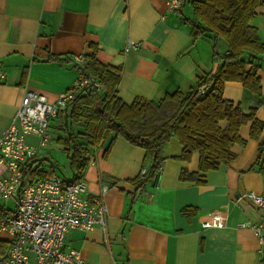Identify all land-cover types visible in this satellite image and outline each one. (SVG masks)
Returning a JSON list of instances; mask_svg holds the SVG:
<instances>
[{
  "label": "crops",
  "instance_id": "1",
  "mask_svg": "<svg viewBox=\"0 0 264 264\" xmlns=\"http://www.w3.org/2000/svg\"><path fill=\"white\" fill-rule=\"evenodd\" d=\"M191 1L183 0L180 9L169 11L165 0H0V133L26 88L54 100L79 74L73 55L91 54L94 47L98 60L121 68L117 94L126 103L140 97L157 101L175 90L187 92L200 76L216 70L213 43L220 57L227 51L225 41H215L210 31L194 37L199 19ZM249 24L264 40V5L256 8ZM129 41L138 46L126 49ZM259 57L260 92L226 81L222 93L245 113L255 108V116L264 122V57ZM57 125L58 117L49 127L53 141L55 131L64 135ZM249 129L250 122L240 126L245 142L232 145V160L202 172V184L180 178L183 168L198 171L199 153L180 157L182 145L175 136L163 146L154 179L138 189L132 179L140 174L144 148L122 136L106 158V143L90 148L82 180L89 195L99 193L102 185L108 187L103 194L106 230L72 229L66 247L79 250L89 264H264V247L258 250L250 227L264 212L245 196L248 190L264 191V172L258 164L264 128L258 138L250 137ZM26 140L38 142L33 135ZM54 150L67 155L54 141L40 148L34 159V166L46 175L57 173L58 166L45 160L59 165ZM64 174L72 175V170ZM9 199L15 202L14 197L3 200ZM12 208L3 203L0 215ZM216 217L221 225L204 226ZM10 238L6 233L0 236V264ZM28 264H35L33 254Z\"/></svg>",
  "mask_w": 264,
  "mask_h": 264
},
{
  "label": "trees",
  "instance_id": "2",
  "mask_svg": "<svg viewBox=\"0 0 264 264\" xmlns=\"http://www.w3.org/2000/svg\"><path fill=\"white\" fill-rule=\"evenodd\" d=\"M191 4L195 18L199 19L194 37L210 31L215 41L218 37L225 41L227 51L220 57L216 42L213 43L216 70L200 76L187 92L175 90L157 101L140 97L126 103L117 94L121 68L98 60L96 47L91 54H84L86 62L82 66L75 64L79 72L96 78L102 90L79 89L58 113L57 126L64 135L56 141L67 154L72 170L69 178L82 179L90 148L106 143L102 154L106 158L116 138L122 136L145 150L146 172L132 179L136 189L142 188L156 176L163 161V146L175 136L182 145L180 157L188 159L193 151L199 153L198 171L183 168L180 178L202 184V172L232 160V145L245 142L239 135L241 125L250 122L252 138L261 134L264 122L255 116V108L245 113L239 103L224 98L222 92L226 81H239L253 92L261 91L256 71L259 54L264 53V40L249 21L264 0H192ZM203 86L206 90L201 92ZM74 126H81L82 130L75 131ZM259 148V170L264 172V142ZM45 160L51 167L58 166L48 158ZM38 167L33 159L23 168L24 184L46 175Z\"/></svg>",
  "mask_w": 264,
  "mask_h": 264
},
{
  "label": "built area",
  "instance_id": "3",
  "mask_svg": "<svg viewBox=\"0 0 264 264\" xmlns=\"http://www.w3.org/2000/svg\"><path fill=\"white\" fill-rule=\"evenodd\" d=\"M183 0H165L166 9L178 10ZM164 16L161 15V18ZM137 43L128 42L126 49L136 48ZM264 57V53H262ZM73 61L82 66L84 54H74ZM0 76L2 71L0 69ZM83 87L102 90L99 81L79 72L73 83L60 92L54 100L26 88L9 124L0 133V199L15 198V206L0 215V236L10 235L8 247L1 264H28L30 254L35 264H89L80 251L65 245L67 233L72 229L89 230L99 227L105 233L108 209L103 194L89 195L82 179L49 173L24 184L23 168L38 155L40 148L49 145L52 134L51 122L58 117L74 94ZM206 86L201 87L204 92ZM38 138L30 143L26 136ZM93 162L91 159L88 161ZM50 169V167H49ZM143 165L140 174L146 172ZM248 201L264 212V191L248 190ZM218 217L204 226H219ZM261 252L264 247V216L250 225Z\"/></svg>",
  "mask_w": 264,
  "mask_h": 264
},
{
  "label": "rangeland",
  "instance_id": "4",
  "mask_svg": "<svg viewBox=\"0 0 264 264\" xmlns=\"http://www.w3.org/2000/svg\"><path fill=\"white\" fill-rule=\"evenodd\" d=\"M53 135H55L54 141H56V138L58 137L59 134L56 133V131H55V133H53ZM54 141L52 140V142H54ZM53 149H55V147H53ZM54 151H56V156L55 155L53 156L54 160H60V161H58L60 166L58 165V167L56 169V172H57L56 174L60 175V176H63V175H65L64 172H68V170H71L70 167H69L68 157H67V155L66 156L65 155L61 156V153H62L61 151H58V150H54ZM58 155H60V157ZM69 176H71V175H69ZM69 176H67V177H69ZM3 203L8 205V206H12V205H13V207L15 206V202L12 199H9V200H6V201H4L3 199H0V205H3Z\"/></svg>",
  "mask_w": 264,
  "mask_h": 264
}]
</instances>
